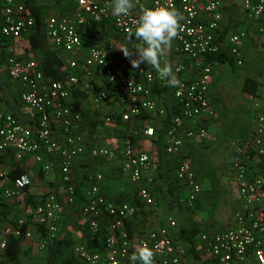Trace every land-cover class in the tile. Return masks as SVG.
I'll use <instances>...</instances> for the list:
<instances>
[{"label":"built area","instance_id":"2783aa9c","mask_svg":"<svg viewBox=\"0 0 264 264\" xmlns=\"http://www.w3.org/2000/svg\"><path fill=\"white\" fill-rule=\"evenodd\" d=\"M58 1L0 0V52L5 50L8 54V75L22 85L21 113L31 120L24 123L12 113H0V180L9 175L2 160V155L8 150L14 151L18 161L32 159L43 164L45 174L53 168L51 163H45V158L53 157L58 163V174L67 200L73 203L77 194L73 162L85 152L86 139L80 131L82 116L71 96L73 87L81 83L82 73L90 75L96 70L100 72L110 89L92 92V102L101 105L115 101L121 108L118 115L124 123L145 112L166 115L167 110L157 104L153 88L167 82L160 79L157 71L146 63H141L138 69H125L118 64L111 47L98 41L88 46L86 54L80 55L84 47L81 29L88 20L99 24L110 21L116 31L128 36L129 32L135 31L141 15L137 9L147 0H133L135 7L126 16L112 14V0H69L74 8L49 16L46 34L51 48L67 55L68 76L65 80L46 75L35 60L22 59L18 54L19 46L36 26V5H52ZM148 1L150 7L164 2ZM170 2L180 10L184 19L181 21L182 31L175 39L172 65L181 81L180 85L172 87L180 113L171 118L170 126L164 133V151L181 155L186 138L204 140L208 137L206 122L215 117L208 93L215 67L220 62L217 58L227 55L237 65H242L241 45L252 32L248 28L237 30L223 44L220 38L224 23L223 0ZM243 6L247 25L252 27L253 32L264 36V0H244ZM164 60L168 61L167 55L161 58V63ZM90 87L85 84L87 90H91ZM259 94L261 100L256 106V126L251 135L235 147L232 162L243 209L235 214L234 227L212 229L201 235L203 250L208 258L206 264H264V173L254 174L250 170L254 158H264V80L260 84ZM203 118L206 120L204 123L200 121ZM106 121L112 123L114 118L108 116ZM156 132L154 126H146L143 130L147 137H154ZM91 154L109 160L121 159L123 170L132 182L139 184L140 204H117L109 200L101 192L99 181L102 176L98 175V182L86 191L87 203L81 213L88 221L87 229L92 236H96L103 226L107 229L104 248L89 251L80 246L76 248V253L86 264H131L133 240L126 228V221L134 218L144 206L155 203L153 184L158 176L157 167L149 152L131 143L115 149L94 148ZM175 175L189 188L186 202L188 206H193L203 190L191 163L183 159ZM31 184L30 175L23 173L0 194L4 199L16 198L25 195ZM25 207L26 213L15 225H0V264L5 260L4 254L11 237L32 236L29 225L48 230L46 238L39 243L40 250L47 249L58 237L63 203L55 191H48L42 199ZM169 221V225H176L172 218ZM141 244L153 249L154 264H181L189 253L184 244L171 239L168 227L146 231L139 238L138 246Z\"/></svg>","mask_w":264,"mask_h":264},{"label":"crops","instance_id":"0c3cea01","mask_svg":"<svg viewBox=\"0 0 264 264\" xmlns=\"http://www.w3.org/2000/svg\"><path fill=\"white\" fill-rule=\"evenodd\" d=\"M243 1L241 2V0H223L224 23L222 26V31L220 33V38L223 41V44H226V41L230 34L236 32L237 30L248 28L252 32V34H250L241 45V55L244 61L246 58L248 59V57L251 55L249 54V52L252 53V50L250 51L249 49H252L254 42L259 45L262 44V47L264 48V36L259 35L257 32L256 34L255 32H253L254 30H251L252 27L247 25L246 12L244 10ZM63 2H66V6L70 10L74 8V4L72 5L73 2L69 0H64ZM146 7H150L148 0L143 2L137 10L139 11V13H142V10ZM81 31L84 41L83 50H81L80 52L81 56L86 54L89 45L94 43V41H98L103 45L111 47L112 52L120 66L124 67L127 70L133 69L130 63V59L125 58L123 52L115 47H132L133 45L138 44L135 38L129 41L128 36L121 35L118 31H116L110 21L99 24L93 22L92 20H88L86 26L83 27ZM30 35L31 33L27 35L26 40H24L19 46V56L25 60H35L38 63L39 67L43 70V72L46 71L47 64L48 66L51 65L54 72L45 73L53 78L65 80L68 76L66 60L65 64H63L62 67V64L59 62L56 55H63L65 59L67 55L65 53L57 51H55L56 53H54V50H52L51 48L48 36H46V39L43 41V43L45 44L44 48H41L39 47V44L35 45V43L31 41ZM174 45L175 39L173 40L171 47L167 51L168 62H170L172 65L174 63ZM135 51L136 50L133 49L134 53ZM7 55L8 54L5 50L0 52V113H13L12 108L9 104V102H11L18 108V114L13 115L16 116L22 122L28 123V121L31 120H28L21 113L20 109L22 104L20 99V91L22 85L20 84V82H16L9 77L6 67ZM252 73H255L256 75L261 74V72ZM186 76L190 77V75ZM242 77L244 78V85L242 86L243 91H246L247 87L245 85L249 80H253V82L255 83L257 81L248 72H244ZM85 84L90 85L91 90H87L85 88ZM166 85L167 83L165 85H155L153 88V94L154 97L157 99L158 106L167 110L166 105L170 103L175 104V101L173 98V88L170 86V88H168L169 90L167 91ZM106 88L110 89L106 84V81L104 80L103 76L100 74V72L96 70L90 75L82 73L80 85L73 87L72 89V101L74 102L76 110L79 111L82 116V120L80 122V131L85 135L86 139L85 152L77 156L73 162L72 172L76 183L77 181L85 180L87 175L86 167L87 165H89L87 163H90V161L93 162V159H95V161L98 159L107 161L115 160L117 162H120V165L122 167V161L119 158L109 160L104 157L92 156L91 150L94 148L91 142L89 143V134H87L88 131H84L85 125L89 122V111H92L89 110L90 102L92 103V97L90 94L92 92L104 90ZM108 103H110L115 109V111L113 110L114 113L111 115L114 118V121L112 123L117 124L119 122H122H118L116 120V116L121 110L120 106L115 101H110ZM105 104L107 103H104V105ZM148 114L158 115L157 120H160V122L162 123L164 122L167 115L166 114L161 116L156 112H145L133 118L132 121H137L136 124H138L140 123L139 121L143 119V117L141 116ZM90 116L92 117V115ZM220 116L221 114L218 115L215 111V117L210 118L206 122L208 125L209 132L207 139L205 138V140H191L189 138H186L184 140L181 155L167 154L163 150L162 140H160L162 144V149L159 147V132L165 129L164 124H162L161 126H156L158 127V129L154 137H147L143 134V132V136L139 133L135 134L136 141H139V143L143 145L142 148H140L139 146L137 147L141 150L149 152L157 167L158 172L156 182L153 186L155 203L152 206H144L134 218L127 219L126 221V228L132 237L133 249L135 251L138 247L139 238L146 231L159 227H168L171 239L175 243L184 244L188 248L189 253L181 264H206L208 262V258L203 250L204 242H202L201 240V235L204 232L210 231L212 229L226 230L236 225L234 217L238 211L243 209V204L239 197L237 182L232 169L233 163H231L230 171H227L222 168L216 170L213 166L214 172H220L217 175H214L215 173H212L211 175H209V173L208 175L200 173L198 167L196 168V166L194 165L196 164V162L199 165H201V161L206 162V156L204 155V152L210 150L211 148L214 149L218 146V140H220L221 138L219 137L217 132H212L211 134V130L215 126L217 127V129H219L218 126L220 125ZM205 118L201 119L200 121L204 123L206 121L204 120ZM132 121L128 123L132 124ZM193 122L195 121L193 120ZM92 133L94 136L92 135L91 139H97L95 140V144L96 146H98L97 148H117L115 147V145H113V141H115L114 137H101L98 139L96 138L98 130L93 131ZM164 140L165 139L163 137V142ZM226 145L228 144H224L221 148L226 147ZM183 159L191 163L197 175V180L201 184L203 190L198 200L193 206H188L186 202L187 196L190 192L189 188L182 181L176 179L174 176L178 165L181 163V161H183ZM2 160L9 175L5 179L0 180V191L4 188L10 187L14 178L18 177L21 172L28 173L30 175L32 179V184L28 188L27 193L25 195L17 196L16 198L4 199L0 194V225H15L17 223V220L23 217L26 213L25 206H30L31 204H33V202H37L42 199L46 195V191L53 187L54 191L58 194L60 200L63 203L62 225L59 233L63 234L64 237H67V240H64L67 243L70 242L72 244L77 241L80 244H85V234L87 231L88 221L86 217L82 215L81 210L83 206L87 203L86 192L84 191V198L86 199V202L83 203V205H80L79 203L75 204L77 194L73 203L68 202L65 187L59 178L58 163L56 162V159L53 157L46 156L45 163H51L53 167L48 174L43 173V164L36 163L32 159L18 161L15 158L13 150L6 151L2 155ZM260 160L261 159L259 157H256L254 158V160L251 161L250 170L252 173H264V166L258 163ZM118 170L121 171L120 168ZM118 170L115 166V171ZM115 171H113V176L116 177ZM122 171L123 174L128 178V181L132 182L129 175L123 170V167ZM228 172H230L231 174L230 181L227 179V177H225V173ZM224 178L226 179L224 180ZM172 179L177 183L176 187L174 185H171L170 180ZM96 182H98V180ZM132 183L137 186V194L130 193L129 190L122 184L116 185V194H113L112 191L107 190H105L106 192L104 191V194L109 200L117 204L132 203L135 200V196H138L139 189V184H136L134 182ZM170 218L174 219V221L176 222L175 226L169 225ZM29 228H31L32 236L30 238L25 237V241L32 242V244L34 243V249L38 250L39 252H46L49 255V247L45 250H40L39 248V243L46 238L48 230L45 227H37L31 225H29ZM36 228L40 229L37 230ZM143 231L144 233L141 234V232ZM62 237L59 238L63 239ZM25 241L22 245V253L25 252ZM64 241H61L59 244L57 251L58 255L63 247V244L66 243ZM83 247L86 248V246ZM88 250L93 251V249ZM48 261L50 263V256L48 258ZM7 262L8 264H10L9 260H7Z\"/></svg>","mask_w":264,"mask_h":264},{"label":"rangeland","instance_id":"374dc122","mask_svg":"<svg viewBox=\"0 0 264 264\" xmlns=\"http://www.w3.org/2000/svg\"><path fill=\"white\" fill-rule=\"evenodd\" d=\"M242 1L243 0H241V2ZM66 5V2H58L52 5H44L41 7V16L43 21L45 22L51 15L63 14L68 11L64 10V8H67ZM262 46V44L259 45L254 42L252 49H249L250 51L252 50V53L249 52L251 55L248 57V59L245 57L246 59L243 61V65H237L235 63V67H232L226 62L220 61L215 67L213 81L209 86L208 94L212 106L214 109H216V113L218 115L221 114V116L219 117V129H217L215 126L211 130V134L212 132H217L221 139L218 140V146L216 148H211L210 150L204 152V155L206 156V162L201 161V165H199L197 162L194 164L196 168L198 167L200 173L207 175L208 173L209 175L212 173H215L214 175L219 174L220 172L213 171V166L216 170L222 168L230 171L235 147L240 142H243L245 139H247L256 126V106L261 100L259 94L260 84L262 80H264V48ZM58 56L63 67L66 59L63 55L58 54ZM244 72H248L257 80L255 81L258 85L255 82H252L253 85L256 84L255 89L257 88L254 93H247L242 89V86L244 85V78L242 77ZM252 72H261V74L256 75ZM89 110H92L89 111V114L92 115L93 118L89 115V122L85 125L84 131H88L87 134H89V143L91 142L93 148L98 147L95 144V140L97 139H91L93 131L98 130V134L96 136L98 139L101 137H114L115 141H113V145H115L117 148L128 143L135 144L136 146L142 148L143 145L140 144L139 141H136L135 134L139 133L142 135V130L147 125L156 127L163 124L160 122V120H157L158 115L156 114L141 116L143 119H141L139 121L140 123L138 124H136L137 121H132V124L122 122L117 123L118 125L115 123L111 124V122L106 121V118L111 116L115 111L114 107L110 103L105 105H95L93 102H90ZM224 144L228 145H226L224 148H221ZM87 164L89 165L86 167L87 175L85 180L77 181V183L75 182L77 187V198L75 204L79 203L80 205H83V203L86 202V199L84 198V191L86 192V190L91 185L96 183L98 180L97 176L100 174L102 175V179L99 182V185L101 187L102 194H104L105 190L112 191L113 194H116L117 184H122L129 190L130 193L137 194V186L128 181V178L123 174L120 162L115 160L107 161L100 159L95 161V159H93V162L90 161V163L88 162ZM115 166L117 170L120 168L121 171H115ZM113 171H115L116 177L113 176ZM225 175V177H227V179L230 181V172L225 173ZM225 179L226 178H224V180ZM48 191H54L53 187L47 190L46 193ZM36 229L39 230L40 228ZM144 231L141 232V234H143ZM58 236H63V239H61L62 242L67 240V237H64V235L61 233H59ZM25 243V252H23L20 256V261L22 264H86L78 257L76 253V248L80 246H86V243L80 244L77 241L72 244L70 242L64 243L58 257L56 258V261H50V263L48 261L50 253L48 255L46 252H39L38 250L34 249L35 246L34 243L32 244V242L25 241ZM48 250L50 251V247ZM134 252L135 250L133 249L131 251V255ZM3 264H8L6 259L3 261ZM137 264H140V262L137 261Z\"/></svg>","mask_w":264,"mask_h":264},{"label":"clouds","instance_id":"9594fccd","mask_svg":"<svg viewBox=\"0 0 264 264\" xmlns=\"http://www.w3.org/2000/svg\"><path fill=\"white\" fill-rule=\"evenodd\" d=\"M114 16L128 15L129 11L135 7L133 0H112L110 5ZM184 19L179 9L170 0L157 3L155 7H146L142 10L137 21L134 32L128 33V40L133 36L142 44H135L132 47L117 46L123 52L125 58L130 59L133 69L140 68L141 63L153 67L160 79L166 80L168 86L176 87L181 84L177 78L173 66L167 60L163 65L161 58L167 55L174 39L178 38L182 31L181 21ZM135 49V53L133 52ZM178 71V69H177ZM155 253L146 244H141L130 256L132 264H154Z\"/></svg>","mask_w":264,"mask_h":264},{"label":"trees","instance_id":"16d2710c","mask_svg":"<svg viewBox=\"0 0 264 264\" xmlns=\"http://www.w3.org/2000/svg\"><path fill=\"white\" fill-rule=\"evenodd\" d=\"M63 1L64 0H60L58 2H63ZM72 5H73V3H72ZM43 6H37L36 5V8L34 10V13L36 15V26L32 30L31 35H30L31 41L33 43H35V45L39 44L40 45L39 47H41V48H44L45 44L43 43V41L46 39V36H47L46 35V29H45L46 21L44 22L43 19H42V16H41L42 15L41 14V10H42L41 7H43ZM68 9H69L68 7L64 8V10H68ZM54 53H56V52L54 51ZM47 54H51V53H47ZM57 55H56V57L58 58L59 62L62 64L60 58ZM217 59H218V61L226 62L229 65H231L232 67H235L234 59L231 58V57H228L227 55H221ZM45 72H54V70L51 67V65L48 66V64H47V68H46ZM252 82H253V80H249L247 82V84L245 85L247 87V89H246L247 93L248 92L249 93H254L255 90L257 89V88L255 89V85L257 83L255 85H253ZM250 83H252V84L249 85ZM166 88H167V91H168L169 90L168 88H170V86H168V84H167ZM168 100H170V99H168ZM9 104H10V107L12 108V112H13L12 114L17 115L18 114V108L15 105H13L11 102H9ZM167 104H168V101H167ZM176 106L177 105L174 104V103H170V104L166 105V107H167V115H166V118H165V120L163 122L165 129L163 131H161V132H159V130H158L159 135H160L159 139H158V144H159V147L161 149H162V144H163V150H164V142H163L164 133L168 129L167 127L170 126L171 118L174 115L180 113V109L178 107H176ZM116 117H115L116 120L119 122L120 121V116L117 115ZM155 128H156V130L158 129V127H155ZM160 140H162V144H161ZM260 159L261 160L258 163H260V164H262L264 166V158H260ZM21 174H23V173L21 172L19 175H21ZM174 176H175L176 179H178L175 174H174ZM170 181H171L170 182L171 185H174L176 187L177 183L173 179L170 180ZM153 186H154V184H153ZM131 204H140L138 196H135V200ZM106 237H107V229L104 226L100 229L99 233L96 236H92L88 232V229H87L86 234H85L86 248L97 250V251L102 250L104 248V243H105ZM24 241H25V237L24 236H21V237H14L13 236V237L10 238L8 249H7L6 253L4 254L5 255V259L9 260L10 264H22L21 261H20V256L22 254V245H23ZM60 242H61V239L59 237H57L49 245V247H50V261L51 262H54L56 260V258H57V255H58L57 251H58V247H59Z\"/></svg>","mask_w":264,"mask_h":264}]
</instances>
